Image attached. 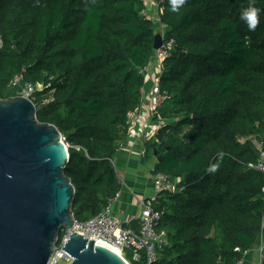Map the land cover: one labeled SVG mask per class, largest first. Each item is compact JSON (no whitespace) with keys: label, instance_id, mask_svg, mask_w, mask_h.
<instances>
[{"label":"trees","instance_id":"16d2710c","mask_svg":"<svg viewBox=\"0 0 264 264\" xmlns=\"http://www.w3.org/2000/svg\"><path fill=\"white\" fill-rule=\"evenodd\" d=\"M145 10L144 0H0V99L18 96L21 73L43 85L32 101L70 146L74 217H95L121 190L113 160L162 25L171 99L146 159L177 190L157 201L167 246L153 264H236L264 231V174L248 168L260 157L251 139L264 136V0H164L160 23Z\"/></svg>","mask_w":264,"mask_h":264},{"label":"water","instance_id":"95a60500","mask_svg":"<svg viewBox=\"0 0 264 264\" xmlns=\"http://www.w3.org/2000/svg\"><path fill=\"white\" fill-rule=\"evenodd\" d=\"M163 44L156 34L155 51ZM63 138L38 120L32 100L0 99V264H49L62 229L73 227L76 189L65 175L70 155ZM63 250L72 264H129L77 233Z\"/></svg>","mask_w":264,"mask_h":264},{"label":"built area","instance_id":"2783aa9c","mask_svg":"<svg viewBox=\"0 0 264 264\" xmlns=\"http://www.w3.org/2000/svg\"><path fill=\"white\" fill-rule=\"evenodd\" d=\"M163 2L164 0H157L155 6L160 10V5ZM144 16L150 19L145 11ZM157 23H160V19ZM159 33L164 39L165 28L162 25L160 26ZM2 46L3 41L0 36V49ZM173 49L174 42L164 40L163 46L159 50L155 51L151 64L139 71V74L145 78V84L152 79V91L148 108L149 115L153 118H159L160 110L166 106L171 99V95L167 91H163L161 89L160 79L164 71V61L171 56ZM154 63L157 64L158 76L152 78L149 74V71L151 65ZM11 88L18 91V96L32 100L37 92L43 90V85L37 84L34 86L29 83L24 84V73H21L13 78L11 82ZM139 109L140 108L136 109L135 111L128 112L127 121L130 128H134L138 123V118L140 116ZM161 123H163V121H161L160 124ZM251 141L255 149L260 153V157L255 163L249 164L248 168L250 170L264 174V136L253 137ZM63 143L67 148L70 147L65 138H63ZM152 186L154 195L141 201V212L137 218L140 226L139 232L126 227L125 221L115 213L113 205L119 199L120 195L118 193L115 197L107 200L106 206L97 216L85 221L75 220L72 228L62 229L59 241L49 260V264L73 263L74 259L63 249L69 241L71 235L74 233H77L88 240H94L97 243L102 242L109 247L118 249L120 251L119 254L129 264L140 262L143 253H145L146 264L155 263L158 260L160 253L167 246V234L165 231L160 230L162 212L157 209V201L161 194L177 190V182H174L168 175L164 173H154L152 178ZM258 250L260 253L261 264H263L264 231L261 235ZM128 253L131 254V258H128ZM247 253L248 252H246V254ZM245 255L242 259H239L236 264H244Z\"/></svg>","mask_w":264,"mask_h":264},{"label":"crops","instance_id":"0c3cea01","mask_svg":"<svg viewBox=\"0 0 264 264\" xmlns=\"http://www.w3.org/2000/svg\"><path fill=\"white\" fill-rule=\"evenodd\" d=\"M144 1L146 14L150 20L158 22L160 10L155 6L157 0ZM157 71V64L154 63L149 71L152 78L158 76ZM151 88L152 79L144 85L138 123L134 128L129 127L128 137L121 142L113 160L121 185L120 196L113 205V209L125 221V226L134 231L139 228L137 218L141 212V201L154 195L152 178L157 160L155 158L146 159V145L157 141L156 136L161 121L149 115ZM258 246L248 251L244 264H261Z\"/></svg>","mask_w":264,"mask_h":264},{"label":"bare ground","instance_id":"6f19581e","mask_svg":"<svg viewBox=\"0 0 264 264\" xmlns=\"http://www.w3.org/2000/svg\"><path fill=\"white\" fill-rule=\"evenodd\" d=\"M98 245H101V246L107 247V248L111 249L112 251H114V252H116V253H118V254L120 253V251H119L118 249L113 248V247H109L108 245H106V244H104V243H102V242H98Z\"/></svg>","mask_w":264,"mask_h":264},{"label":"rangeland","instance_id":"374dc122","mask_svg":"<svg viewBox=\"0 0 264 264\" xmlns=\"http://www.w3.org/2000/svg\"><path fill=\"white\" fill-rule=\"evenodd\" d=\"M156 27H157V25H156ZM156 30H158V28Z\"/></svg>","mask_w":264,"mask_h":264}]
</instances>
